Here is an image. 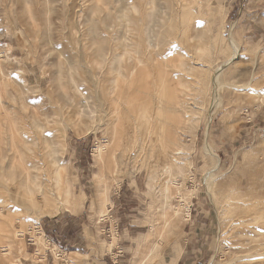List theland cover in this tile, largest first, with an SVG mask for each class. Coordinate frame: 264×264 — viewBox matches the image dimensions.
Returning a JSON list of instances; mask_svg holds the SVG:
<instances>
[{
	"label": "rangeland",
	"instance_id": "374dc122",
	"mask_svg": "<svg viewBox=\"0 0 264 264\" xmlns=\"http://www.w3.org/2000/svg\"><path fill=\"white\" fill-rule=\"evenodd\" d=\"M25 1L14 0V14L11 17L19 18V24L24 27L28 37L27 48L22 45L23 39L20 36H14L11 29L7 30L13 24L4 17L8 10L7 1L0 0V63L6 59L5 45L10 44L13 47L9 52L10 61L4 65L0 79L13 83L16 89L24 92L30 103L24 111L20 110L19 104L7 100L8 95L4 94L0 85L1 102L6 108L0 118L5 117V110L14 109L23 125L28 126L29 120L35 119L43 127L42 139L48 143L50 156L55 155L56 158L53 157L55 162L51 157V160L46 158L50 165L47 164L50 169L48 172L52 175L55 170H60L62 177L70 179L77 204L71 214L63 211L56 217L40 219V228L36 230H33L32 224H22L23 230L17 229L20 231L18 237L9 235V256H2L0 250V264H55L54 253L59 254L60 259H66L70 253H79L83 256L85 264H102V261L105 264H131L134 251L139 243H145L144 239L151 225H155V229L161 232L163 247L160 253L146 264H264V0H199L202 3L209 1L212 12L208 15L201 14L195 20L198 23L193 21L189 24L190 29H187L188 33H185L179 44L185 48L197 47L200 46L199 43L205 42L213 46L221 35L223 39L219 43H226L227 53H230L232 47L227 43L233 40L237 45V55L230 60L222 53L216 54L214 47L211 54L209 53L212 69L220 71L219 84L214 92L217 98L213 101L211 94L204 99L203 96L199 97L200 101L195 104V109H191L192 123L184 133L185 140L177 146L184 163L183 168L180 172L173 171L172 176L164 181H167L170 190L169 198L166 200L160 194L159 181L152 189L147 188V166H144L142 171L131 174L132 182L123 171L106 173L110 205L105 217H100L97 212L93 175L99 172V167L95 165L92 156L97 143H101L103 138L100 133L89 131L88 121L84 117L79 119L74 111L64 112V117L71 122L70 130L65 129V122L55 114L54 106L59 103L62 95V89L57 84L61 74L57 62L61 61L63 74L68 75L65 56H59L56 50L63 48L62 44L65 42L58 40L55 29V32H52L53 41H49L48 36L44 34L41 8H37L33 0L29 1L38 22L31 26L35 29L34 32L31 27L26 26V18L22 14ZM55 3L58 14L66 12L80 31L82 26L77 25L78 21H81L79 16L83 14L82 17H87L91 0H71V5L70 1L64 0H55ZM66 3L68 11L65 9ZM155 3L158 12L163 8L160 16L165 15L161 20L158 19L161 21L160 27L154 26L156 37L153 36V44H158L159 48L153 49L152 58L166 48V42L162 40V43H159L156 34L163 32L167 20L175 17L174 10H171L172 7L166 0H155ZM80 5L86 6V10L81 13L78 12ZM36 31H39V36ZM82 42L90 43V40ZM163 45L164 47H160ZM26 50L30 51L28 57ZM176 54L178 53L174 52L166 59H161L158 55L153 62L158 66L153 64L156 72L160 71L159 65L163 66V70L171 69L165 71L169 72L166 77L174 82L177 79L173 74L177 71L175 68L173 70L178 57ZM192 61L190 57L185 59L188 66L186 68L199 67V61ZM168 65L169 69H166ZM19 71L24 72L21 79L15 76ZM198 72L189 71L183 78L194 81ZM75 76L79 78L77 73ZM66 79L67 77L65 81ZM86 86L84 82L81 84L83 89ZM9 90L11 96L14 90ZM204 143L209 149L207 155L201 150ZM150 148L149 146L148 149ZM50 177L46 178L48 180L43 178L45 185H51ZM175 186L180 188V195ZM175 205L180 207L182 215L172 224L171 228L175 226L169 233L162 215L165 212L170 213V208ZM187 210L189 220L186 217ZM67 219L75 221L72 237L78 235L81 246L78 250L69 246L63 247L62 240L57 238L60 243L55 242L41 229L42 222L46 220L56 221L60 226L62 221ZM126 223L132 225L131 238H127V243H120L123 237L119 235L121 230L127 227ZM27 235H30L32 242H36L40 235V238L45 236L49 240L51 248L46 250L43 261L32 262L26 255L35 252V246L29 244ZM71 235L70 232L68 236ZM114 236L116 244L108 252L105 245ZM227 237L229 238L226 239ZM1 243L4 245L6 240ZM116 257L123 262H117Z\"/></svg>",
	"mask_w": 264,
	"mask_h": 264
},
{
	"label": "bare ground",
	"instance_id": "6f19581e",
	"mask_svg": "<svg viewBox=\"0 0 264 264\" xmlns=\"http://www.w3.org/2000/svg\"><path fill=\"white\" fill-rule=\"evenodd\" d=\"M6 1L8 10L4 13V17L13 24L7 30L11 29L14 36H20L23 39L22 45L27 48L28 37L25 35L24 27L20 25L19 18L11 17L14 14V0ZM33 1L37 8H41L43 28L45 27V32H43L46 37L48 36L49 41H53L52 32L57 30L55 33L58 40L65 42L62 44L63 48L58 47L59 50H56L59 56L60 54L65 56L68 75L63 74L61 61L57 62L61 72L57 84L62 89V95L59 103L54 106L55 114L65 122V129H69L72 128L71 122L64 117V112L74 111L79 119L84 117L88 121L89 131L94 134L100 133L103 138L101 143H97L92 155L95 165L99 167V172L93 175V181L96 185L95 200L100 217L106 216L110 205L106 173L123 171L132 182L131 174L138 173L144 166H147L145 181L147 188L152 189L159 181V192L167 200L170 190L166 184L167 181L166 183L164 181L172 176L173 171L180 172L183 168L184 163L177 146L185 140L183 139L184 133L189 129L193 120L192 110L197 101H200L199 97L203 96L204 99L211 94L213 101L217 98L214 92L219 84L220 71L212 69V59L208 58L209 53L214 47L216 54L222 53L230 60L237 55V45L232 42L233 40L227 43L232 47V51L227 53L226 43H219L223 39L221 35L213 46L207 42L199 43L200 46L197 47L188 46L187 48L179 44L185 33H188L189 24H192L201 14L208 15L212 12L210 2L166 0L172 7H170L171 10H174L175 17L165 21L167 25L162 30L163 32L156 34L159 37V43H162V40L166 42V48L161 49L162 52L156 55H159L161 59H166L170 54L178 53L176 64L173 67V70L177 69L173 73L177 78L174 82L166 77L169 72L165 71L171 69L163 70V66L159 65L160 71L158 72L160 73H158L155 68L157 65L153 63L157 58V56L152 58L153 49L159 48L158 44H153L156 29L154 26L160 27V20L165 15L160 16L164 6L158 12L155 0H91L87 17H82L83 14L79 16L81 21H78L77 25L82 26V31H78L79 28L70 20L65 11L63 14H58L55 0ZM64 1H70V5L72 4L71 0ZM84 7L86 6L80 5L79 9L78 7L76 9L81 13L84 9L86 10ZM165 7L167 9V6ZM65 9H68L67 3ZM22 14L26 18L28 27L37 21L29 0L25 1ZM55 19L58 20V24ZM195 22L198 23V21ZM212 27L210 26L211 29ZM38 32L37 35L40 34ZM88 39L90 43L82 42ZM12 48L10 44L5 45L6 59L0 63V74H3L4 65L10 61L9 52ZM29 55L30 51H27L26 56ZM189 57L193 61H199V63L194 62L198 63V68H186L188 66L185 59ZM169 65L166 69H169ZM189 71L190 73L199 71L197 79L194 81L184 79L183 75L187 76ZM76 73L79 78H76ZM23 74V71H19L15 76L21 79ZM79 81L87 85L85 89L81 87L82 83ZM0 85L4 94L8 95L7 100L19 104L22 111L27 108L30 102L24 92L16 89L9 80L0 79ZM11 88L14 93L11 92L10 96L9 89ZM1 99L0 94V117L6 109ZM5 111V117L0 118V250H2V256L7 257L11 250L9 235L17 236L19 230H23L21 229L22 224H32L33 230H36L40 228L38 227L40 219L56 217L63 211L71 214L75 211L77 203L70 179L62 177L60 170L54 171V166L52 169L54 173L51 175L48 172L50 165L46 158L51 157V150L48 148L47 141L42 139L43 127L35 119H30L28 126H25L17 116V111L15 112L14 109ZM205 143L201 150L207 155L209 149ZM149 146L150 149H148ZM145 154H147V164ZM44 177L45 180L50 177V186L44 184ZM175 187L180 195V188ZM181 215L182 211L178 205L170 208V213L165 212L162 215L166 220L169 233L175 226L171 228L172 224L176 223ZM186 217L187 219L189 217L188 210ZM157 232L159 231L155 229V225H151L149 233L145 236V243H139L134 251L131 264H146L160 253L163 241L161 232L158 234ZM40 236L33 244L35 252L26 253L32 262L43 261L46 250L51 248L49 240L45 236L44 238ZM155 236L158 241L154 239ZM4 240L6 243L2 245L1 242ZM115 244L116 237L114 236L105 245V249L110 252ZM54 254L55 264H85L83 256L79 253H70L66 259H60L59 254Z\"/></svg>",
	"mask_w": 264,
	"mask_h": 264
},
{
	"label": "crops",
	"instance_id": "0c3cea01",
	"mask_svg": "<svg viewBox=\"0 0 264 264\" xmlns=\"http://www.w3.org/2000/svg\"><path fill=\"white\" fill-rule=\"evenodd\" d=\"M123 197H125V195H123ZM57 224L58 223L56 221L52 222L50 220H46L45 222H42L41 229L43 230V232L48 233L50 235V237H52L51 239L54 240L55 242L60 243L59 240H57V238L62 240V243L64 245L63 247L69 246L72 249H76V250L80 249L81 246H80V241L78 239V235L75 236V238L72 237L74 234L73 232L75 231L74 227L76 226L75 221L71 220V219H67L65 221H62L60 226ZM126 225H127V227L121 230L120 235L118 234L121 238L123 237V239H121L122 241H119L120 243H127L128 239L131 238L130 235H131V226L132 225H130L128 223H126ZM70 232L72 235L68 236ZM127 250H128V248L125 249L126 252H127ZM116 258H117V262H120V263L123 262V261L118 260V257H116ZM102 264H105V262L102 261Z\"/></svg>",
	"mask_w": 264,
	"mask_h": 264
},
{
	"label": "built area",
	"instance_id": "2783aa9c",
	"mask_svg": "<svg viewBox=\"0 0 264 264\" xmlns=\"http://www.w3.org/2000/svg\"><path fill=\"white\" fill-rule=\"evenodd\" d=\"M27 236H28V242H29V244H31L33 246L34 242L31 241L30 235H27Z\"/></svg>",
	"mask_w": 264,
	"mask_h": 264
}]
</instances>
